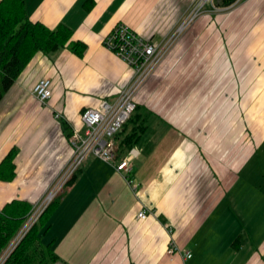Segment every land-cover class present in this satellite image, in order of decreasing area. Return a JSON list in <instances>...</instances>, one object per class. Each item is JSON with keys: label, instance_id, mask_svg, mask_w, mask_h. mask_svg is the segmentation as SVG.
Here are the masks:
<instances>
[{"label": "crops", "instance_id": "1", "mask_svg": "<svg viewBox=\"0 0 264 264\" xmlns=\"http://www.w3.org/2000/svg\"><path fill=\"white\" fill-rule=\"evenodd\" d=\"M224 1L202 5L136 96L146 129L126 156L132 171L92 157L61 191L42 238L64 263L263 264L264 0ZM200 2L26 0L33 23L67 26L86 50L37 53L0 102V170L15 174L0 179V210L13 200L41 205L73 159L83 112L114 101L133 79L104 44L115 26L161 41ZM45 78L53 95L43 104L34 87ZM129 124L124 135L135 131ZM13 150L11 169L3 162Z\"/></svg>", "mask_w": 264, "mask_h": 264}, {"label": "trees", "instance_id": "2", "mask_svg": "<svg viewBox=\"0 0 264 264\" xmlns=\"http://www.w3.org/2000/svg\"><path fill=\"white\" fill-rule=\"evenodd\" d=\"M237 1L225 0L224 6L229 7ZM72 36L73 31L65 25L50 29L42 23H33L28 16L26 0H2L0 2V102L37 53L54 54L69 48L79 57L83 56L86 45L71 41ZM137 117H145V115L134 114L115 136L116 159L123 160L146 129V122L139 123ZM130 121L134 123L135 131L124 135ZM15 156L16 150L11 151L3 163L11 164L13 169ZM76 172L62 190L75 179ZM8 173H2L0 170V179L7 180L15 176L13 170ZM56 196L5 264H66L54 250L53 243L45 244L42 238L48 228L47 223L59 203ZM33 208L34 206L26 201L13 200L0 210V255L28 221Z\"/></svg>", "mask_w": 264, "mask_h": 264}, {"label": "built area", "instance_id": "3", "mask_svg": "<svg viewBox=\"0 0 264 264\" xmlns=\"http://www.w3.org/2000/svg\"><path fill=\"white\" fill-rule=\"evenodd\" d=\"M209 1L211 0H201L174 32L161 41L147 40L124 23L115 26L106 37L105 46L133 68V79L119 92L114 101L104 99L96 108L87 109L83 112L81 119L84 128L82 130L75 129L69 141L74 152L73 159L48 198L33 211L24 231L28 229L30 223L31 225L35 223L50 201L90 158L94 157L106 163H112L119 172L130 173L132 171V155L119 163L116 162L115 136L137 110L138 106L135 99L142 87L166 60L187 27L199 16L202 5ZM52 95V81L50 79H41L35 85L34 96L41 103L46 104ZM138 217L146 219L148 211H141ZM166 228L169 234L173 235L174 230L171 225H166ZM170 244L168 253L174 255L178 247L175 241H171ZM14 245L15 242L10 246L9 251ZM185 258H192L191 253L186 252ZM262 261L264 264V256Z\"/></svg>", "mask_w": 264, "mask_h": 264}, {"label": "rangeland", "instance_id": "4", "mask_svg": "<svg viewBox=\"0 0 264 264\" xmlns=\"http://www.w3.org/2000/svg\"><path fill=\"white\" fill-rule=\"evenodd\" d=\"M247 0H238L237 2H236V5L237 4H244L245 2H246ZM255 17H256V15H253V14H250L249 12L248 13H245V15H244V19L242 20L243 21V23H246V24H248L249 23V25L251 24L250 22H252L253 20H255ZM262 19V15H259V18H258V20L260 21ZM254 22V21H253ZM249 25H248V27H249ZM245 33L246 34H251V29H245ZM137 114H140V112L138 111L137 112ZM136 114V115H137ZM116 154V153H115ZM85 164H86V162H85ZM79 170H77V172H76V175H79V172H78ZM62 190V189H61ZM60 192V191H59ZM60 194H61V192L59 193V195H57L56 197H57V199H59L60 198ZM48 198V197H47ZM60 200H58V202H59ZM51 202V201H50ZM49 205V204H48ZM47 205V206H48ZM40 205H38V206H35L34 208H33V211L37 208V207H39ZM46 206V207H47ZM46 209V208H45ZM45 209L43 210V212L45 211ZM33 211H32V213H33ZM39 212H40V210H39ZM42 212V213H43ZM42 213H41V215H42ZM40 215V216H41ZM38 216V215H37ZM39 216V217H40ZM38 220V219H37ZM36 220V221H37ZM35 221V222H36ZM28 222H29V219H28V221H26V223L22 226V228H21V230L19 231V233L16 235V237L12 240V242L9 244V246L1 253V255H0V261L2 262L1 264H5L6 262H7V260H8V258L11 256V254L14 252V250L16 249V247L19 245V243L23 240V238H25L26 237V235H27V233L29 232V230L31 229V227H32V225H31V223H30V225L28 226V229L26 230V231H24V229H25V227H26V225L28 224ZM18 237H20L19 239H18ZM18 241V242H17ZM15 242V245L13 246V248L9 251V248H10V246L13 244ZM47 242H48V239L47 238H44L43 239V243H45V244H47ZM9 251V252H8Z\"/></svg>", "mask_w": 264, "mask_h": 264}]
</instances>
